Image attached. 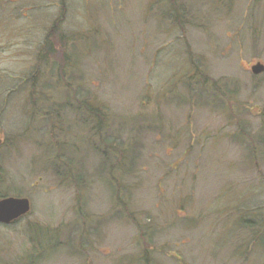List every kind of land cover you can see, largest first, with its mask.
Here are the masks:
<instances>
[{
	"label": "rangeland",
	"instance_id": "374dc122",
	"mask_svg": "<svg viewBox=\"0 0 264 264\" xmlns=\"http://www.w3.org/2000/svg\"><path fill=\"white\" fill-rule=\"evenodd\" d=\"M259 62L264 0H0V264H264Z\"/></svg>",
	"mask_w": 264,
	"mask_h": 264
},
{
	"label": "water",
	"instance_id": "95a60500",
	"mask_svg": "<svg viewBox=\"0 0 264 264\" xmlns=\"http://www.w3.org/2000/svg\"><path fill=\"white\" fill-rule=\"evenodd\" d=\"M252 72L257 75L264 72V64L261 62L251 68ZM31 210L28 198L8 197L0 199V223L9 224L25 215Z\"/></svg>",
	"mask_w": 264,
	"mask_h": 264
},
{
	"label": "trees",
	"instance_id": "16d2710c",
	"mask_svg": "<svg viewBox=\"0 0 264 264\" xmlns=\"http://www.w3.org/2000/svg\"><path fill=\"white\" fill-rule=\"evenodd\" d=\"M62 37H63V36H61L60 39H62ZM46 43H47V41H46ZM47 44H48L49 46H47ZM47 44H45L44 49H50V50H51V49H52L51 44H50V43H47ZM86 111H90V110H89V109H86ZM3 198H4V197H1L0 199H3Z\"/></svg>",
	"mask_w": 264,
	"mask_h": 264
},
{
	"label": "flooded vegetation",
	"instance_id": "af4514ba",
	"mask_svg": "<svg viewBox=\"0 0 264 264\" xmlns=\"http://www.w3.org/2000/svg\"><path fill=\"white\" fill-rule=\"evenodd\" d=\"M26 216V215H25ZM24 217V216H23ZM23 217H21V218H23ZM21 218H19V219H21ZM19 219H17V220H19ZM17 220H15V221H17ZM15 221H13V222H15ZM12 223V222H11ZM11 223H9V224H11ZM1 224H3V223H1Z\"/></svg>",
	"mask_w": 264,
	"mask_h": 264
}]
</instances>
